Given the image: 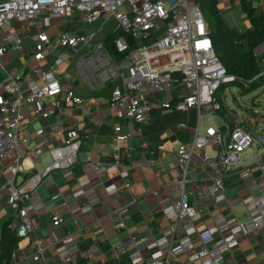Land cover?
Returning a JSON list of instances; mask_svg holds the SVG:
<instances>
[{"label": "built area", "instance_id": "built-area-1", "mask_svg": "<svg viewBox=\"0 0 264 264\" xmlns=\"http://www.w3.org/2000/svg\"><path fill=\"white\" fill-rule=\"evenodd\" d=\"M74 13L81 16L85 25L100 22L99 28L85 34L62 31L53 45L44 32L36 33L32 37L34 45L31 52L35 64L25 76L12 73L1 64V58L10 50H23L22 37L12 33L11 27H5L6 24L22 25L42 16L47 25L51 18L66 19ZM110 21L113 22L111 33L121 30L134 45L131 48L126 36L114 39L113 47L121 55L119 59L109 53L104 39L98 38V33ZM49 46L68 51L88 91L94 92L112 85L109 104L121 109L119 117L139 127L148 121L153 110L161 114L194 110L198 119L203 115L217 116V90L222 85L239 81L226 72L215 56L206 22L192 0H1L0 167L15 155L9 167L13 176L22 172L19 162V150L25 142L19 135L24 121L22 108L31 106L37 117L47 119L56 114L62 104H84V99L73 90H62L55 73L57 65L66 59L65 54L58 55L48 69H42L39 65L46 58ZM260 63L263 65L261 76L264 75V58ZM180 86L185 91H178L174 100H158V94ZM236 120L233 127L220 119L219 124L208 126L201 133L195 129L190 141L178 144L175 159L183 169L182 177L176 181L174 201L162 209L163 217L170 221V225L157 239L149 242L148 237L142 236L137 240L145 243L147 249H155L150 254L148 264H218L226 253L237 246L239 236H247L264 228V219L260 215L264 194L244 202L250 212L249 220L244 223L229 227V218L218 217L211 229L198 231L192 222L198 210L189 203L190 198L207 200L215 206L221 204L226 199L224 176L231 171L238 156L249 149L254 140L264 147V131L254 139L242 127V122ZM249 121L254 123L252 118ZM41 132L38 130L37 134ZM113 132L116 141L126 143L130 138L129 133L122 131L119 125L113 127ZM81 143L82 136L74 127L69 128L64 143L49 149L51 161L48 165L35 169L42 152L36 149L32 155L35 171L19 185H15L11 179L0 187L1 194L7 193L6 203L13 213L14 221L8 224V229L19 239L30 238L29 255L19 259L14 251L9 264H23L24 261L27 264H52L54 259L59 264H76L79 259L89 264L95 263L94 244L83 250L78 241L67 233L54 240L41 238L35 234V222L30 214V211H35L38 200L35 195L37 185L54 170H65L68 175L76 162ZM208 145L215 148V155L212 159L204 155L202 161L209 167L211 175L189 179L186 172L192 158ZM126 154V145L116 147L112 153L114 165L119 164ZM121 174L125 179L121 190H126L130 187L127 171ZM60 207H65V203ZM63 220L64 211L61 208L50 214L53 229L60 226ZM181 223L182 235L174 238ZM119 226L123 227V223ZM223 233H228V236H222ZM216 234L221 236L214 238ZM194 239H197L195 241L199 242V246H194ZM188 251L191 254L186 257L187 263H178L171 258ZM140 261L138 255L130 258L131 264Z\"/></svg>", "mask_w": 264, "mask_h": 264}, {"label": "crops", "instance_id": "crops-1", "mask_svg": "<svg viewBox=\"0 0 264 264\" xmlns=\"http://www.w3.org/2000/svg\"><path fill=\"white\" fill-rule=\"evenodd\" d=\"M225 3L227 4V0H219L220 11L226 9ZM242 20L244 29L237 24H228L240 31L248 29L250 23L243 16ZM99 26L100 22L83 24L77 13L66 19L51 18L47 25L42 16L22 25L6 24L5 27H11L12 33L22 37L23 50H10L1 58V64L12 73L25 76L35 64L31 59V52L34 45L32 37L36 33L44 32L53 45L62 31L85 34L97 30ZM112 27V21L105 26L102 33L107 30V35L104 40L111 34ZM60 54H65L66 59L57 65L55 73L60 79L62 90H73L84 99V104H62L56 114L47 119L37 117L31 106L23 107L24 121L19 129V135L25 139L19 150L22 172L13 176L9 169L15 155L12 159L5 160L0 167V187L11 179L15 185H19L35 169L48 165L51 161L49 149L62 145L66 131L74 127L82 136V143L70 173L67 175L65 170H54L36 187V208L35 211H30L35 222V234L54 240L67 233L78 241L81 248L94 244L95 263L119 264L118 261L122 258L138 255L141 258L138 264H148L150 254L155 249H147L145 243L137 240L142 236L148 237L149 242L157 239L170 225V221L163 217L162 209L174 201L176 181L182 177L183 169L175 159L176 148L178 144L190 141L195 129L201 133L210 126L207 122L205 127L202 126L204 116L212 117L215 125L219 124L220 117L203 115L198 119L194 110L168 114L153 110L148 121L139 127L119 117L121 109L109 104L112 87L88 91L79 71L72 64L68 51L49 46L46 58L39 65L42 69H48ZM178 91H185L184 87L167 90L158 94L157 98L159 101L174 100ZM238 116L236 114L233 118L242 122V127L254 139L264 131L262 119L252 118L254 123H251V117L243 110L242 116ZM259 121L262 127L257 131ZM115 125L129 133L130 138L126 143L114 140ZM38 130L42 131L40 135L37 134ZM123 144L127 147V154L119 164L114 165L112 153ZM36 149H41L42 152L39 164L34 169L32 155ZM204 155L212 159L215 148L208 145L194 155L186 172L189 179L207 178L211 175L209 167L202 161ZM122 171H127V181L130 184L126 190H121L125 182ZM223 181L226 199L221 204L215 206L207 200L190 198L189 203L198 210L192 220L198 231L211 229L218 217L229 218V227L249 220L250 212L245 208L244 202L264 194V147L254 140L252 146L238 156ZM6 197L7 193H0V230L13 215L12 212L9 213ZM63 203L65 207H60ZM57 208L64 211V220L53 229L50 214ZM260 215L264 219V203L260 208ZM120 223H123V227L119 226ZM182 224L176 229L174 238L182 235ZM143 225L146 228H142ZM221 235L227 237L228 233ZM221 235L216 234L214 238ZM195 240L197 239H194V246L197 247L199 242ZM237 241V246L226 253L218 264H264V228L247 236H239ZM29 245V237L20 239L15 251L19 259H25L29 255ZM190 254L191 251H188L171 258L178 263H187L186 257ZM127 263L131 264L129 259ZM23 264L27 263L24 261ZM52 264L59 263L54 259Z\"/></svg>", "mask_w": 264, "mask_h": 264}, {"label": "trees", "instance_id": "trees-1", "mask_svg": "<svg viewBox=\"0 0 264 264\" xmlns=\"http://www.w3.org/2000/svg\"><path fill=\"white\" fill-rule=\"evenodd\" d=\"M251 0H241L240 9L246 15V19L250 23L248 29L240 31L237 27L229 25L221 16L219 9V0H192L206 22L208 37L211 40L213 51L226 72L238 78L235 84L239 86L241 93L246 94L264 85V75L260 76L263 65L260 60L264 58V53L261 57H256L255 49L264 42V8L258 3L255 7L250 4ZM119 36H126L131 48L134 47L131 38H129L121 30H117L109 34L104 40L105 46L109 53L117 59L118 55L113 47V40ZM106 87H112L108 85ZM219 108L217 115L220 119L233 127L235 124L236 111L222 105L216 98ZM254 104V103H253ZM244 113L251 118H257V114L250 108H244ZM12 221H6L0 230V264H9L11 255L16 251L20 239L15 236V233L8 229V224ZM82 247V249H86ZM127 259L122 258L118 261L119 264H129ZM76 264H89L86 260L79 259ZM100 264V263H92ZM107 264V263H102Z\"/></svg>", "mask_w": 264, "mask_h": 264}, {"label": "rangeland", "instance_id": "rangeland-1", "mask_svg": "<svg viewBox=\"0 0 264 264\" xmlns=\"http://www.w3.org/2000/svg\"><path fill=\"white\" fill-rule=\"evenodd\" d=\"M240 1L241 0H227V4L225 3L226 9L221 11L220 14L227 23L229 22L230 24H237L242 29H244V26L242 25V16L244 19H246V15L240 9ZM258 3H260V6H263L264 8V0H251L250 2L253 7H255ZM109 28L110 25L108 26L107 30H109ZM107 30L104 33H102L103 31L99 32L98 38L103 39L104 36L107 35ZM254 52L256 53V57H260L259 54L262 55L264 53V42L258 46ZM215 97L222 105L235 110L237 116H242V110L244 108L252 109V111L257 114V118L262 119V122L264 123V85L255 91L246 94H242L239 86L236 84L222 85L217 90ZM238 118L240 117L238 116ZM241 118H243V116ZM201 122L203 127H205L204 124L206 122L210 126H215V121L210 116H204ZM261 127L262 126L259 121V123L256 125L257 131H259ZM11 212L12 211L9 209V213Z\"/></svg>", "mask_w": 264, "mask_h": 264}]
</instances>
